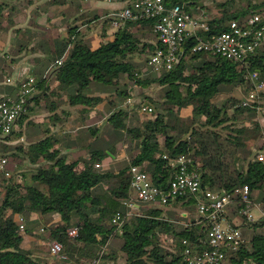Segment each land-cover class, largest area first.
<instances>
[{
    "label": "trees",
    "instance_id": "trees-1",
    "mask_svg": "<svg viewBox=\"0 0 264 264\" xmlns=\"http://www.w3.org/2000/svg\"><path fill=\"white\" fill-rule=\"evenodd\" d=\"M19 2L26 7L34 4V0ZM165 3L168 7L185 5L193 15L200 13L197 11L200 5L201 15L195 16L201 17L209 27L198 33L204 40L228 30L233 20L243 22L253 13L260 14L264 24V0H222L216 3L215 12L211 11L210 0H165ZM6 8V3L0 2V20ZM39 15L37 7L31 13L30 27L37 26ZM70 30L73 32L67 38L57 35V29L55 37L49 34L37 41V47H30L33 52L41 50L47 55L30 59L34 68L31 74L35 77L34 89L44 86L48 80L46 71L52 66L53 78L60 87L75 88L70 102L85 108L101 100L85 93L95 81L110 84L127 78L130 85L144 89L157 83L163 87L165 95L162 101L150 98L153 116L142 122L143 134L129 143V162L118 171L101 167L107 154L99 150H92L84 161H68L50 134L29 145L28 161L38 164L31 181H27L26 173L0 174V188L4 193L0 203V264H92L106 244L99 264H187L183 254L186 247L196 250L208 247L206 222H196L188 215V211H196L194 197H175L174 206H185V211L176 212V219L162 216L164 208L158 209L157 205L153 215L128 218L123 234L113 236L114 215L126 212L123 201L133 195L130 167L137 165L150 176L153 185L167 191L176 171L170 160L185 155L192 159L191 168L199 173L203 190L226 189L235 194L237 188L247 186L251 199L254 193L264 205V164L250 157L251 152L249 158L239 156V137L247 128H253L254 132L261 128L258 104L246 107L240 104L239 98L230 96L239 88L243 89L244 97L248 96L252 89L246 79L248 72L258 71V81L264 82V50L259 49L248 60L249 70H246L240 63L221 55L194 50L198 41L192 36L186 39L182 61L172 71L144 77L133 55L153 53L161 47L158 40L149 42L153 36L157 39L152 21L129 19L118 28L113 40L97 48L80 38L79 26L71 25ZM34 37L30 35L25 45L29 46ZM61 59L62 63L57 65ZM51 60L55 64H51ZM10 93L15 96L14 89ZM117 93L127 98L131 90L118 89ZM223 94L227 97L219 100L218 96ZM140 104L141 107L145 105ZM184 109H190L191 116H183ZM230 110L233 113H229ZM21 116L23 120V112ZM132 119L128 110L121 108L111 114L108 121L114 128L127 130ZM132 128L138 129L137 126ZM12 134L0 136L4 142L0 152L8 154L6 142ZM261 136L257 135L255 141L262 139L259 150L264 151V134ZM160 137L164 138L162 144ZM14 155L18 156L17 153L8 154ZM45 162L50 165L43 166ZM84 180L94 183L92 189L82 186ZM238 199L237 194L228 207L231 214L237 215L242 210ZM155 202L165 207L159 200ZM31 212L42 219L59 214L60 220L51 224L47 236H44L46 230L37 232L39 222L21 230L17 217L28 216ZM262 225V220L240 225L253 230L252 236L238 251H227L220 264H264V231H257ZM73 226L78 227V234L71 237L68 230ZM31 235L43 240L44 255H36L22 247L25 238ZM54 240L62 245L61 254L66 258L50 254Z\"/></svg>",
    "mask_w": 264,
    "mask_h": 264
},
{
    "label": "built area",
    "instance_id": "built-area-1",
    "mask_svg": "<svg viewBox=\"0 0 264 264\" xmlns=\"http://www.w3.org/2000/svg\"><path fill=\"white\" fill-rule=\"evenodd\" d=\"M130 4L113 16L112 24L120 28L129 19L153 22L157 40L161 44V47L151 53L147 61L153 72L172 71L182 61L184 43L192 36H196L198 41L194 50L221 55L232 62L240 63L246 70H249L248 60L259 49L264 50V24L258 13H253L243 22L233 20L228 30L204 40L198 37V33L207 31L208 24L201 17L193 15L191 9L189 10L185 5L175 4L168 7L165 0H131ZM61 63L62 59L56 62L57 65ZM258 77V71L246 74L252 89L247 97L240 99V104L247 107L256 102L258 110L264 112V82H259ZM8 82H11L10 78ZM34 83V76L27 77L20 82V91L16 96L9 95L0 100V136L7 137L13 133L14 125L22 114L29 95L35 90ZM142 110L152 113L153 107L143 106ZM253 157L255 161L264 164V151L257 150ZM192 163V159L185 155L170 160L171 166H175L176 171L167 191L153 185L150 176L137 165L131 166L130 188L133 190V195L123 201L126 212H117L114 215L113 236L123 234V226L128 218L144 215L137 207V203H154L159 200L163 205H169L177 196H191L197 200L199 221L196 222H206L208 226V247L203 250L186 247L183 253L186 263L220 264L225 259L227 251H238L239 246L245 242L242 229L228 224L225 219L228 207L234 202V196L238 194V201L243 205L241 214L248 222L257 221L254 211H259L258 220L264 222V205L253 202L247 186L237 188L235 194L226 189L203 190L200 175L197 170L191 168ZM8 164L9 156L0 152V174L9 176L12 173L8 169ZM18 222L20 229L24 230L25 217L19 216ZM77 228L74 226L68 230L71 237L77 236ZM184 243L187 244L185 240ZM106 245L102 247L100 255L92 264L101 262ZM61 251L62 245L57 240L52 241L50 254L66 258Z\"/></svg>",
    "mask_w": 264,
    "mask_h": 264
},
{
    "label": "crops",
    "instance_id": "crops-1",
    "mask_svg": "<svg viewBox=\"0 0 264 264\" xmlns=\"http://www.w3.org/2000/svg\"><path fill=\"white\" fill-rule=\"evenodd\" d=\"M130 1L131 0H34V4L30 7H26L20 5L19 0H0V2H5L7 7L3 18L0 20V58L6 59L2 70L0 71V78L3 80L4 84L11 85L9 92L0 93V98L9 95L13 96L10 93L12 89L15 90L14 95L16 96L20 91V82L27 77L32 76L31 74L34 68L33 64L30 62L31 57L45 58V56H47L41 50H37L36 52L31 51L30 47H37L36 43L38 40H44L49 34H52V36L55 37V30L57 29V35L62 38H67L73 32V30H70L72 24L79 26L78 34L84 36L87 35L86 37L88 38L89 35L92 34L91 24L94 21L102 19L103 16H106L105 20L109 18L108 21H110L114 28V25L112 24L113 16L129 6ZM37 7L40 8V15L36 18L38 24L36 27H30L29 22L31 21V13ZM200 7V5L197 6V8ZM212 11L215 12V9L213 8ZM9 12H12V15H9ZM195 15H201V13H195ZM115 32L116 30L114 33ZM109 33L110 32L106 30V25L103 24L95 35L109 39L112 38L109 36ZM30 35L35 37L30 45L26 46L25 43ZM93 36L94 34L91 35V38H93ZM80 38H83L85 41L84 37ZM105 39L103 41H105ZM113 39H110L109 41ZM156 40V37L153 36L149 42L154 43ZM99 43H102L101 39ZM21 44H24V46ZM89 44L94 48H97L100 45H93L94 43ZM52 63L55 64V61L51 60V64ZM46 76L48 77V80L45 82L44 86L35 87V90L28 97L26 106L24 105L23 108V120L20 115L13 128L15 134H12L10 139L6 142L11 149L8 151V154L17 153L22 161L23 169L18 172L26 173L27 181H31L38 164L28 161L27 150L29 145L48 137L50 134L55 137V146L61 150V154L65 155L68 161H84L85 158L90 156L92 150H99L107 154L100 163L102 168L118 171L123 162L127 164L130 159L127 148L134 138H126L122 142L113 144L112 146L94 144L95 140L101 138L106 131L108 124H110L108 119L111 114L117 111L110 110L108 107L110 111L108 114L101 115L99 113L106 109V106H111L113 102L111 98L112 93L94 92L87 94L89 96L91 95L93 97L101 98L98 103H94L90 106V108L97 113L89 116L87 113L88 108L70 102V96L75 92V88L73 86L60 87L59 83L54 80V67L51 66L50 69L46 71ZM8 78L11 79V82H8ZM123 80L129 81L127 78H123ZM132 86L139 87L135 84ZM237 92L238 91L235 90L230 96L241 99L242 97L240 98ZM148 96L150 97L151 95L148 94ZM134 101H137V99H134L132 96L128 97L127 105H131ZM128 112L130 115L132 114V111L128 110ZM185 117H188V115ZM258 121L261 128H264V118H260L258 115ZM131 123L132 122L130 121L127 126L129 129L127 130H132V127L138 125V123L136 125H131ZM49 129L51 132L46 133ZM260 137L262 138L261 135ZM163 140L164 138L160 137L161 144L163 143ZM261 140L262 139L254 141V144L256 145H253V143L250 144V152L252 156L257 150V143H261ZM42 165L49 166L50 164L45 162ZM19 167H21V164ZM82 186L85 189H92L94 183L89 180H84ZM253 195L255 196L254 199H252L253 202L255 204L259 203L263 205L256 194L253 193ZM137 207H139L144 215H153L157 205L154 206V204L151 203L143 204L140 202L137 203ZM184 208L185 206L183 207L180 205L179 210L183 212L185 211ZM255 212L259 213V211ZM227 214L228 216H225L226 222L234 227L240 228V225L248 222L247 218L241 214V211L235 215L233 213L231 214L228 210L226 215ZM188 215L195 219V221H199L197 211H188ZM19 216L17 217V220ZM255 218L259 221L258 216L255 215ZM25 219L27 227H29L28 222L32 219L34 222H39V224L36 223L38 225L37 232L41 233L45 230L41 225L44 219H42L37 213L31 212L30 215L25 216ZM47 219H49L52 224L53 222L60 220V215L51 214ZM185 224L188 225V223ZM112 238L110 239V242L113 240ZM28 244L31 246L28 247ZM22 247L26 250L33 251L36 255H44L43 240L39 237L33 235H31V237L27 236Z\"/></svg>",
    "mask_w": 264,
    "mask_h": 264
},
{
    "label": "rangeland",
    "instance_id": "rangeland-1",
    "mask_svg": "<svg viewBox=\"0 0 264 264\" xmlns=\"http://www.w3.org/2000/svg\"><path fill=\"white\" fill-rule=\"evenodd\" d=\"M203 1H209V0H203ZM219 1H222V0H210L211 3H209V6L211 8V11L212 9L216 6V3L219 2ZM261 1V0H260ZM197 11H200V13L202 12V7L200 8H197ZM106 16H103L102 19H99L97 21H94L92 24H91V31H92V34L89 35V37L87 38L86 36L87 35H80V37H84L85 38V41L88 43H94L93 45H96L98 46L100 43V39L102 40V43L101 44H105V43H108L110 39H113L114 37V31L116 30L117 31V27L114 26V28L112 27L110 21L106 22ZM106 25V30L109 33V36L112 37V38H101L100 36H96L95 33L100 29V26L101 25ZM73 25V24H72ZM117 28V29H116ZM114 33V34H113ZM93 38H91V35H93ZM96 39V40H95ZM105 39V41H103ZM95 40V41H94ZM99 40V41H98ZM1 49V47H0ZM2 53V52H1ZM151 53H148V54H144V55H141V54H135L133 55V59L136 61L137 63V66H138V69H140V72L142 73V75L144 77H150L151 75H154L156 74L155 72L151 71V69L149 68V66L147 65V59L149 58ZM5 56V55H4ZM6 59L5 58H0V71L2 70V67L5 63ZM0 77H1V74H0ZM10 88H11V85L10 84H4L3 80L0 78V93H7L10 91ZM120 89V90H123V89H128V90H131L132 89V93L129 97H133L134 99H137V101H134L133 103H131V105H127V98L125 96H123L122 94H118L117 93V90ZM237 93L238 95L241 97H244L245 95L243 94V89L242 88H239L237 89ZM86 94H90V93H94V92H100V93H112V104L111 106H106L104 110H102L101 112H99L101 115H104V114H108L110 111L108 109V107L110 108V110H118V109H127V110H130L132 111V114L130 115V118L132 119V124H137V128L136 130H123V129H118V128H114L111 124H108L107 128H106V131L104 132V134L101 136L100 139H97L95 140L94 144L96 145H109V146H112L113 144H117L119 142H122L124 139L126 138H136L140 133L143 134V128H142V122L145 120V119H148V118H152V114L151 113H148V112H144L142 110V107H141V104L140 103H143L145 104L146 106H151V102H150V98H154V99H157L159 101H162L165 93H164V89L162 86H160L159 84L155 83V84H152L150 88L148 89H144L142 88L141 86L139 87H134L132 85L129 84V81H124L123 78H120L118 79V82H115L114 83H110V84H104L102 82H98V81H95V82H92L89 87L86 89ZM151 95L150 97L148 96ZM140 97V98H139ZM148 97V98H147ZM227 95L226 94H223V95H219L218 96V99L219 100H222L224 98H226ZM158 108V110L161 109V106H156ZM88 108V115H95L97 112H95L92 108ZM191 113L192 111L190 109H184L183 110V116H191ZM229 113H233L232 110H230ZM258 115L260 116V118H264V112L263 111H259ZM264 128H260L259 131H252L250 128H247L246 130V133H244L241 137H239V143H240V151H239V156L240 157H248L249 158V152H250V144L253 143V145H256L254 144V141L256 139V136L258 135L260 137V135H263L264 133ZM15 133H13L14 135ZM12 136V135H11ZM148 136L145 135V137ZM4 142L3 141H0V149L3 150V145ZM260 148V143H257V150H259ZM8 151L11 150L9 147L7 149ZM256 150V151H257ZM255 151V152H256ZM10 157V156H9ZM250 157H252V155L250 154ZM21 164V167H19V165ZM125 166V162H123L121 164V167ZM9 168H10V171L12 172L13 175H15L16 173H21V172H18L19 170L23 169L22 168V161L20 159V157H16V155H14L13 157H10V164H9ZM3 196H4V193H3V190L2 188H0V203L3 199ZM145 204H148V203H145ZM150 204V203H149ZM151 204H154L155 205H158V208H164L162 211H161V215L164 216H172L174 219H176V212H182L181 210H179L180 208V205H173V203L171 202L169 205H166L165 207L164 206H161L160 204H157L156 202L155 203H151ZM172 205V206H171ZM165 208H172V209H165ZM196 211L197 208H196ZM258 212H255L254 211V214L256 216L259 217V213L257 214ZM173 219V220H174ZM29 224V227L31 226H34V221L32 219H30V221L28 222ZM41 225L45 228L46 232L44 233V236H47L48 235V231H49V228L51 227V223L49 221V219H44L41 223ZM25 227H27L26 223H25ZM240 229H242L243 231V236L245 238V240L248 241V239H250V237L252 236L253 234V230L251 229H248V228H244V226H241ZM257 231H264V225L262 226H259V228H257ZM31 237V236H30ZM31 245L28 244V247H30ZM51 246V245H50ZM109 251V250H108ZM107 251V252H108ZM50 256V255H48ZM52 256H50L51 258Z\"/></svg>",
    "mask_w": 264,
    "mask_h": 264
}]
</instances>
